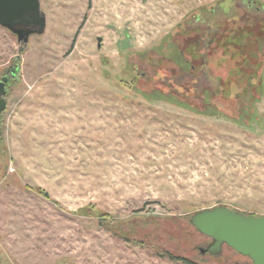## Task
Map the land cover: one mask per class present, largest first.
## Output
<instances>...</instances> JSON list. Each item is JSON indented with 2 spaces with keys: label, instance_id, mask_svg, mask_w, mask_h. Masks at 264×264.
Returning <instances> with one entry per match:
<instances>
[{
  "label": "rangeland",
  "instance_id": "1",
  "mask_svg": "<svg viewBox=\"0 0 264 264\" xmlns=\"http://www.w3.org/2000/svg\"><path fill=\"white\" fill-rule=\"evenodd\" d=\"M40 1L0 25V264H252L190 219L264 214V0Z\"/></svg>",
  "mask_w": 264,
  "mask_h": 264
},
{
  "label": "water",
  "instance_id": "2",
  "mask_svg": "<svg viewBox=\"0 0 264 264\" xmlns=\"http://www.w3.org/2000/svg\"><path fill=\"white\" fill-rule=\"evenodd\" d=\"M0 25L26 45L32 34L44 33L47 16L40 0H0ZM19 69V64L13 65L0 78V121L7 106L8 85ZM190 222L198 231L211 238V242L202 250L203 253L218 255L227 245L249 257L252 264H264V214H247L218 205L195 212Z\"/></svg>",
  "mask_w": 264,
  "mask_h": 264
},
{
  "label": "trees",
  "instance_id": "3",
  "mask_svg": "<svg viewBox=\"0 0 264 264\" xmlns=\"http://www.w3.org/2000/svg\"><path fill=\"white\" fill-rule=\"evenodd\" d=\"M222 6H224V4H223ZM231 38H232V37H231ZM214 40H216V43H217V42L220 43V41H222L224 47H226V46L233 47V45L235 44V40L230 39V38H222V36H221V38H217V37H216V39H214ZM183 54H184V51L181 50V51H180V54H179V57L182 58V57H183ZM185 64H186V61H185ZM241 72H243V71H241ZM246 75H247V74H245V75H243V76H246ZM249 76H250V75H249ZM244 79H246V78H242L241 80H244ZM248 82H249V81H248ZM166 254H167L169 257L174 258V259L182 260V261H185V262H192L190 259H188V258H186V257H183V256H180V255H176V254H174V253H172V252H168V251H166Z\"/></svg>",
  "mask_w": 264,
  "mask_h": 264
},
{
  "label": "flooded vegetation",
  "instance_id": "4",
  "mask_svg": "<svg viewBox=\"0 0 264 264\" xmlns=\"http://www.w3.org/2000/svg\"><path fill=\"white\" fill-rule=\"evenodd\" d=\"M210 242H211V241H210ZM210 242H208L206 246H204V247H200V250H201V251H202V250L204 251V249L208 246V244H209Z\"/></svg>",
  "mask_w": 264,
  "mask_h": 264
}]
</instances>
